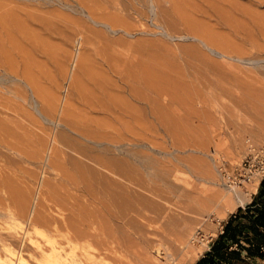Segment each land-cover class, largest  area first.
Masks as SVG:
<instances>
[{
	"label": "rangeland",
	"instance_id": "1",
	"mask_svg": "<svg viewBox=\"0 0 264 264\" xmlns=\"http://www.w3.org/2000/svg\"><path fill=\"white\" fill-rule=\"evenodd\" d=\"M14 8L26 26V13L53 19L50 34L34 25L41 40L16 33L21 50L11 48L2 19ZM0 37V258L18 254L27 231L48 246L68 233L55 230L65 217L101 206L66 177L78 162L98 200L123 203L112 207L123 210L127 264H197L242 207L207 213L200 198L237 178L250 201L264 178V0H0ZM99 83L120 96L112 113L85 101ZM99 249L97 263H115Z\"/></svg>",
	"mask_w": 264,
	"mask_h": 264
},
{
	"label": "bare ground",
	"instance_id": "2",
	"mask_svg": "<svg viewBox=\"0 0 264 264\" xmlns=\"http://www.w3.org/2000/svg\"><path fill=\"white\" fill-rule=\"evenodd\" d=\"M255 1L262 2V0H255ZM13 12L15 13V8L12 12L10 11L7 15H3V19H2V20H4L2 22L6 21V23H5L6 25L10 24V23L9 24L7 23L8 20H10L11 21L10 25L14 26V28L7 30V37H9L7 43H9L11 48L21 50V46H22L20 44L21 42L19 43L17 41V39H15L16 33H20L21 38H23L24 41L26 40V41L31 42L32 45L35 42L37 43L38 41H40L41 37H42L41 33L43 34V32H40V34L38 33V35H35L36 31H34V28H35V27H33L34 25L36 27L38 25L40 28V31H44V34H46V35H47V33L50 34V32H48V31L50 30L49 29L50 25H51L50 22L53 19L51 20L49 18V20H51L49 22V20H47L45 18V16H43L41 14H38L35 12L26 13V19L29 22H32V24H33L32 27H31V25L30 26L28 25L30 28H33V31H32V29H30L28 26H26V24L22 23L20 21V18H18ZM54 23H55L54 27H57V29H59V26L56 25V22H54ZM2 25H4V24H2ZM36 30H37V32L39 31L38 29H36ZM46 30H48V31H46ZM45 31L47 33H45ZM51 32L53 33V30ZM54 33H57V32L54 31ZM57 34L59 35V32ZM24 51L26 53H28V51L26 49ZM22 53H24V52H22ZM157 60H158V58H157ZM142 75H139V76H141V80L138 81L140 83V85L141 84L145 85L147 83L152 85V83H153L155 85V86L153 85V87L154 88L156 87L159 90V87L157 86L156 81L151 82L149 77H144V76L142 77ZM139 76L137 78H139ZM133 77H134V74H133ZM161 77H164V74ZM157 79H159V82H161V80H163L165 83L167 77L165 76V80L160 79V78H157ZM149 80H150V82H149ZM166 83H167V81H166ZM96 86L97 87L94 86L95 87L94 89L88 88L90 90L88 92H89V94H90V92L93 94V98L89 97V95H88L89 99H87L85 97L86 98L85 101L88 100V101H86V103L89 106V109L92 108V110H93L92 113H94V112H102V113H106V114L112 113L113 109L117 108L118 103H120V99L118 98L119 95L118 96L116 94L112 95V93L108 92L105 83H99V84H96ZM165 86H166V84H165ZM146 87H147V85H146ZM146 87L145 86H143V87L133 86L130 89V92L133 94V96L135 95L137 98L139 97L140 99H142L145 97V99H146V95H147V93H149V92H147V90H144V88H146ZM128 88H130V87H128ZM154 88H153V90H154ZM84 89H86V88H84ZM169 89H171V88H169ZM165 90H166V88H165ZM165 90H163V91L165 92ZM172 90L173 89H171L170 95L174 94L172 92ZM158 92H161V90H159ZM167 93H168V91H167ZM177 93H176V95L178 96V94H180V92L178 94ZM92 94H90V96ZM165 94H166V92L164 93V95ZM182 94L183 93H181V95ZM192 94H193V92L191 93V95ZM85 95L87 96V94H85ZM188 98H189V96H188ZM139 101H141V100H139ZM123 103H124V101H123ZM121 106H123V105H121ZM90 120H92V122H96V120H94L93 118H91ZM61 157L64 158V156H62V153H58L57 154V160L59 162H61L60 161L62 159ZM69 159L72 160L73 158H69ZM109 162H111V161H109ZM124 162H126V161H124ZM101 165L104 169H107L108 171H111V169H112L111 166L108 165V162H101ZM71 169L72 168H70V170ZM73 170H74V172L68 173L66 175V177L69 180H71L72 184L75 185L76 187H79L80 185L85 184L86 186H85L84 190L87 191L88 195H90L91 198H93V200L95 202H97L98 204H100L101 206H98L95 208H90V207L80 208L81 216L78 220L76 218L73 220V217H70V216L65 217L61 223L62 225L56 226L55 230H56V232H59L60 228L63 227V228L68 230V233L62 235V239H60V240H57V239L49 240L48 239V241H47L48 246H45L41 242L35 241L31 237V235H29V232L27 231L24 234L23 238L21 239V249L19 250L18 254H16L15 256L11 255V257L8 259L0 258V262L2 264H32L30 262L31 258L38 260V264H99V263H97V261L95 260V258L92 256V253H91V250L94 248V245H97V244L100 247V249H99L100 251H104L108 255H110V252H111L112 254L115 255L113 257L115 263L104 262L103 264H127L128 263V261L126 260V258L124 256L118 255V251H119L118 245H120L123 242L125 243L126 239H127L125 237V235L123 234V233H125V231H123L122 225L120 226L121 221L123 220V212H122L123 210H120L119 212H115L113 210V207H112V206H115L116 208H119L120 204L122 207L123 203L115 204L116 201L114 199H109L108 201L107 200H100V199L98 200V196L95 194V189H94L95 186L92 183L94 172H92L93 170H91L89 167L85 166L83 163L81 164L78 162L77 163L73 162ZM117 173H118L119 177L124 178L125 175L123 172H117ZM225 183L229 184L228 190L220 189V190H217L216 193H214L211 196H206V197L204 196V197L200 198L199 204L201 206H204L207 213H212V212H214L216 214L226 213L228 211L235 210L238 205L243 206L247 201H249L250 193L245 192L244 190H242L240 188L241 182L239 181V179L230 178V181L228 182L225 180ZM255 186H257V183L254 185V188H256ZM249 188H253V186H250ZM66 194H67L66 196H69L68 192ZM7 200L9 201V206L14 205V203H16L15 201H17L16 192L11 190L9 192V195L7 196ZM65 205H68V204L66 203ZM75 220L78 223H80L83 226V228L81 226H79ZM34 221H35V223H38L39 221H41V219L36 218ZM97 224H98V226H96ZM114 225H116L117 227H115ZM91 229H93V230L97 229V231L91 232ZM120 233H122V234H120ZM45 237H47V236L45 235ZM89 237L95 238L94 242L89 241L88 240ZM81 240H86V241L84 243H80L79 241H81ZM95 242H96V244H95ZM30 244L34 245L35 248L33 249L34 252L32 253V256L29 259L27 256H25V254L23 252H24V250L28 251L29 249H32ZM119 248H121V247H119ZM165 251H166V255L168 256V258L171 257L169 250H165ZM82 256L87 257L88 258L87 260H89V261H87V262L84 261L82 259Z\"/></svg>",
	"mask_w": 264,
	"mask_h": 264
},
{
	"label": "trees",
	"instance_id": "3",
	"mask_svg": "<svg viewBox=\"0 0 264 264\" xmlns=\"http://www.w3.org/2000/svg\"><path fill=\"white\" fill-rule=\"evenodd\" d=\"M210 254L216 258L207 256L197 264H250L249 257L264 260V178L253 202L240 207L224 225Z\"/></svg>",
	"mask_w": 264,
	"mask_h": 264
},
{
	"label": "crops",
	"instance_id": "4",
	"mask_svg": "<svg viewBox=\"0 0 264 264\" xmlns=\"http://www.w3.org/2000/svg\"><path fill=\"white\" fill-rule=\"evenodd\" d=\"M259 190H260V187H259L258 190L254 193L252 199H251L250 201H248V203L246 204V206L249 205V204H251V203L253 202L254 198L259 194ZM246 206H242V207L245 208ZM222 232H223V231H221V233H222ZM221 233H220V234H221ZM216 242H217V239H215V240L212 241V243L210 244V247H209L208 251H207L205 254H203L202 257L199 258L198 262H199L201 259H203V258H205V257H207V256H209L210 259H211L212 257L216 258L215 255L210 254L211 249H212V247L216 244ZM248 260H249L250 264H254V262L256 263V261H257V262H261V264H264V260L261 259V258H254V259L252 260V258L249 257ZM198 262H197V263H198ZM252 262H253V263H252ZM225 264H226V263H225Z\"/></svg>",
	"mask_w": 264,
	"mask_h": 264
},
{
	"label": "built area",
	"instance_id": "5",
	"mask_svg": "<svg viewBox=\"0 0 264 264\" xmlns=\"http://www.w3.org/2000/svg\"><path fill=\"white\" fill-rule=\"evenodd\" d=\"M254 156L258 157V154H255ZM263 171H264V166H263Z\"/></svg>",
	"mask_w": 264,
	"mask_h": 264
}]
</instances>
